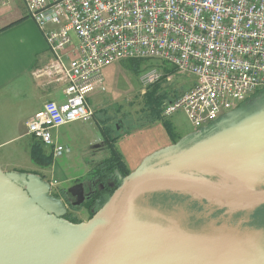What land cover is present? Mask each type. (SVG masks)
<instances>
[{"label": "water", "instance_id": "1", "mask_svg": "<svg viewBox=\"0 0 264 264\" xmlns=\"http://www.w3.org/2000/svg\"><path fill=\"white\" fill-rule=\"evenodd\" d=\"M239 108L213 132H193L150 158L97 201L86 223L65 219L67 207L41 176L0 168V264H264L254 238L261 230L244 227L247 218L229 238L210 220L229 217V207L236 214L264 205V105L241 115ZM159 191L204 205L201 227L190 225L185 209L170 213L145 200ZM67 193L78 198L73 207L86 201L82 183ZM218 210L225 214L213 218Z\"/></svg>", "mask_w": 264, "mask_h": 264}, {"label": "built area", "instance_id": "2", "mask_svg": "<svg viewBox=\"0 0 264 264\" xmlns=\"http://www.w3.org/2000/svg\"><path fill=\"white\" fill-rule=\"evenodd\" d=\"M23 1L53 54L35 76L64 87L65 102H46L27 122V134L55 159L67 151L56 132L94 117L89 98L105 92L111 63L157 59L194 76V87L167 102L162 116L184 112L195 132L264 89V0ZM165 79L173 77L151 68L139 81L147 91Z\"/></svg>", "mask_w": 264, "mask_h": 264}, {"label": "rangeland", "instance_id": "3", "mask_svg": "<svg viewBox=\"0 0 264 264\" xmlns=\"http://www.w3.org/2000/svg\"><path fill=\"white\" fill-rule=\"evenodd\" d=\"M151 68H157L162 72L172 69L171 66L157 59L142 60L134 68L130 61L114 62L105 67L103 72L105 92H95L90 96L89 103L95 112L94 117L89 122L79 121L66 125L59 130L61 143L67 147V151L63 156L57 159L54 158L50 166L45 168L47 170H45V178L47 181L52 179L51 181L57 185L55 188H60L61 191H64V188L77 181L86 184L88 173L93 167L103 162V159L110 151L111 143L119 151L117 144L125 135L133 132V134L136 133L135 136L138 134L142 135V131L153 126H159L164 129L166 123H170L173 126L176 136L180 139L184 135L193 133L195 128L183 112H178L164 120L148 124L150 122V114L148 106L146 108V96L151 91H143L139 78L144 71ZM190 82V75H177L171 81L163 80L159 85L162 88L161 92L167 93L168 97L166 100L169 102L168 100H174L175 96L183 94L184 90L190 87ZM23 102L24 104L28 103L29 106L20 108V114L27 115L28 110L35 106L36 101L30 104L28 100L23 101V99H20L19 103L23 104ZM40 102L41 100L37 104ZM255 104L256 102L252 103V106ZM165 120L167 122H164ZM100 127L103 128L104 134ZM104 135H107L108 139L105 138L106 142L100 143L99 141L104 138ZM117 136L119 137L115 140ZM31 140H33V137L30 136L21 141L10 142L6 148L0 151V165L3 172L14 171L17 173H38L44 175V171L41 172L39 168H36L34 163H31L28 154L23 150V144H28ZM95 144H98V147H95ZM45 150L47 154H50L49 150ZM159 208L161 209V207ZM233 209L235 207H229L227 210L229 217L224 216L220 222H218V219H210L211 224L222 225L220 228L221 235L228 238L229 236L232 237L234 232L240 227L239 220L235 222V213L232 214L231 212ZM236 209L241 210V212L245 211L242 208ZM182 211L193 215L188 216V218L190 225H194L193 217L195 213L191 211V208L188 211ZM258 213L260 215L264 214V205L259 207ZM76 215L81 221L89 218L85 208L80 209ZM179 217L181 216L179 215ZM260 230L264 232V229L260 228ZM261 231L257 232V234L254 233V238L255 242L264 250V233Z\"/></svg>", "mask_w": 264, "mask_h": 264}, {"label": "crops", "instance_id": "4", "mask_svg": "<svg viewBox=\"0 0 264 264\" xmlns=\"http://www.w3.org/2000/svg\"><path fill=\"white\" fill-rule=\"evenodd\" d=\"M72 37L74 45L67 50L70 53L69 59H74L72 51L75 50L77 45L76 37ZM52 59L53 54L49 49L45 34L40 30L36 22L29 17L24 1L0 0V140H2L0 142V151L6 148L10 142H17L30 137L26 131L27 122L43 108L46 102H65V92L62 85L48 86L45 77L36 78L35 76L36 70L48 66ZM171 68L173 69V67ZM177 75V73L171 74L173 78ZM190 81V87L186 88L184 92L190 90L196 84L194 76H190ZM177 97L175 96V98ZM20 99H23V101L28 100L30 104L36 101L35 106L28 110L27 115L20 114V108L29 106L28 103L24 104V102L20 104ZM39 100L41 102L37 104ZM100 129L104 134L103 128L100 127ZM162 129L159 126H153L142 131V135L138 134L136 136V133L133 134V132L125 135L117 144L120 149L119 152L131 173L138 171L154 155L175 146L182 137L189 136L184 135L181 139H178L179 141L174 143L166 129L164 128L165 131ZM59 130L56 132V136L60 140ZM105 138L108 139V136L104 135V138L100 139L101 141L99 142H106ZM32 141L28 144H23V150L28 154L30 160V145ZM94 146L98 147V144ZM109 156L110 151L103 160ZM31 163L33 164L32 160ZM34 165L41 172L44 171L43 174L46 176V169H41L36 164ZM0 168L3 170L1 165ZM93 168H97V166ZM33 174L40 176L38 173ZM51 180L48 181L50 182ZM74 184L76 182L64 188V190H69L75 186ZM55 187H53L54 193L62 192L60 188ZM88 221L89 219L82 221V223Z\"/></svg>", "mask_w": 264, "mask_h": 264}, {"label": "trees", "instance_id": "5", "mask_svg": "<svg viewBox=\"0 0 264 264\" xmlns=\"http://www.w3.org/2000/svg\"><path fill=\"white\" fill-rule=\"evenodd\" d=\"M131 62L132 67L134 68L138 65V62L142 60H127ZM166 71V76L173 74L176 70L173 68L171 70H164ZM158 83L151 87L146 96V108L148 106L149 114H150V122L148 124H152L158 120H164L165 117L162 116V111L164 105L167 103L166 98L168 97L167 93H162V88ZM264 90V89H263ZM262 91V90H261ZM261 91H258L256 94H259ZM255 94V95H256ZM259 106H262L259 104ZM164 122H167L166 120ZM147 124V125H148ZM165 129L172 139L174 143L179 141L178 137L175 134L174 128L170 123H166ZM211 132H208L209 134ZM205 134V135H207ZM117 136L115 140L118 138ZM30 157L34 164H36L41 169H45L46 167L50 166L53 162L54 158L51 154H47L44 146L38 142L36 139L33 138V141L30 145ZM131 171L127 167L125 161L123 160L122 155L120 152L115 148L114 144L111 143L110 145V156L103 160L97 168H93L88 173V181L91 182L92 187L95 190V194L93 193L87 201L84 203V207L89 212V220L92 219L96 213L99 211L100 207L97 204V201L104 197L106 199H110L115 191L122 185L123 181L130 176ZM214 180H217L218 177H213ZM80 182V181H79ZM145 200H148V203H151L153 207H161L163 211L169 210L172 208L174 203H177L181 206H186V202H191V205L186 206L189 210L194 213L205 211V206L201 205L198 200L193 199L191 196L183 195L171 191H159L155 193H150L145 195ZM207 202L205 201L204 204ZM263 206V205H262ZM261 207V206H260ZM259 207L254 210L253 212H239L236 213L234 216L235 222L240 221L241 219L247 218L248 222L245 223L244 227H250L255 229H264V214L260 215L258 213ZM225 214V210H218L215 212L213 218H216L220 215ZM196 215V214H195ZM194 228H199L203 224V220H197V218L193 217ZM74 224H80L82 221L73 220L70 221ZM234 222V223H235ZM236 224V223H235Z\"/></svg>", "mask_w": 264, "mask_h": 264}, {"label": "flooded vegetation", "instance_id": "6", "mask_svg": "<svg viewBox=\"0 0 264 264\" xmlns=\"http://www.w3.org/2000/svg\"><path fill=\"white\" fill-rule=\"evenodd\" d=\"M254 102H256V104L254 106H252V103H254ZM259 104L260 105H264V90H262L259 94H256V95L252 96L244 104H242V106L239 108V112L237 114L241 115V114H243L245 112H248L250 109L256 107V105H259ZM216 128H217L216 125L212 126V127H210L208 132H213L214 130H216ZM40 176L43 178V180L47 181L44 175L40 174ZM47 182H49V181H47ZM86 182H87L86 184L84 183V186H85L84 189H85V195H86V201H87V199H89L93 193L95 194L96 191L93 190L94 188L91 185L92 183L89 182L88 179H87ZM49 183H52V181H50ZM80 183H82V182L77 181L76 184H74V185H77V184H80ZM53 187H55V186H52L51 196L61 199L63 201L64 205L68 209V213H67L65 219L68 220V221L79 220L78 215H76V213H78V211L80 209L85 208L84 207V203L85 202L79 207L78 206L77 207H73L72 204L75 203L78 198L77 197H73L70 193L68 194L67 193L68 189L67 190L65 189L64 191L56 194V193L53 192ZM191 204H192L191 202H189V203L186 202V206L191 205ZM186 206H181V205H179L177 203H174L172 208L169 209V210H166V211H168L170 213L171 212L179 213L181 209H185L186 211H188ZM85 210H86L87 214H89V212L87 211L86 208H85ZM199 213L200 212H197L195 214L197 215ZM196 215H195V217L197 219L201 218L200 216H198V215L196 216ZM188 216L190 217V216H193V215L188 213ZM188 220H189V218H188Z\"/></svg>", "mask_w": 264, "mask_h": 264}]
</instances>
